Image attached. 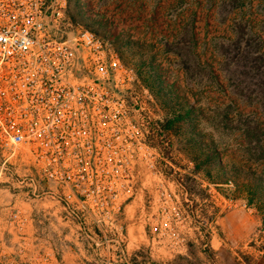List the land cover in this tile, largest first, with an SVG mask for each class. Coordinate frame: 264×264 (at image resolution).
<instances>
[{
    "label": "rangeland",
    "instance_id": "1",
    "mask_svg": "<svg viewBox=\"0 0 264 264\" xmlns=\"http://www.w3.org/2000/svg\"><path fill=\"white\" fill-rule=\"evenodd\" d=\"M250 3L244 18L263 39L261 57L247 33L232 30L239 9L230 10V0H67L65 32L98 35L134 69L135 92L150 97L144 114L158 177L143 175L121 249L95 247L62 219L57 227L40 204L33 214L55 226L13 231L11 240L30 236L61 264L73 251L80 258L117 253L113 264H264V198L249 204L240 190L252 176L264 178V0ZM174 113L183 119L160 136ZM23 172L0 168V224L14 208L21 224L29 210L15 183Z\"/></svg>",
    "mask_w": 264,
    "mask_h": 264
},
{
    "label": "built area",
    "instance_id": "2",
    "mask_svg": "<svg viewBox=\"0 0 264 264\" xmlns=\"http://www.w3.org/2000/svg\"><path fill=\"white\" fill-rule=\"evenodd\" d=\"M66 5L0 0V168H24L15 178L24 215L40 204L42 216L55 213L95 247L121 249L143 175L158 177L144 114L150 97L135 92L134 69L98 35L65 32ZM19 215L14 208L0 224V264H61L30 236L11 240L26 229Z\"/></svg>",
    "mask_w": 264,
    "mask_h": 264
},
{
    "label": "trees",
    "instance_id": "3",
    "mask_svg": "<svg viewBox=\"0 0 264 264\" xmlns=\"http://www.w3.org/2000/svg\"><path fill=\"white\" fill-rule=\"evenodd\" d=\"M225 1V0H224ZM230 2L232 3V6L230 8V10H234V9H239V13L235 14L233 19H232V30H235L237 33L238 31H243L245 33H247L248 36H250L252 38V40L256 43V47H257V55H259L260 57L263 55L262 53H259V49L260 46L263 44V39L260 37L259 34L257 33H253L252 32V28L250 27L247 19L244 18V13H246L247 10L250 9L251 7V0H230ZM244 7V9H243ZM66 12V10H65ZM263 26H264V22H263ZM264 28V27H263ZM262 28V29H263ZM73 33L71 32L70 35H72ZM224 39V38H222ZM226 40V38H225ZM227 41L231 42V39H228ZM183 118L180 115H177L174 113V115L172 114V117L170 119H168V121H166V123L164 125H162L160 127L161 131H160V136H164L166 131H169L171 128L173 129V127L175 126V124L182 120ZM252 179L254 180L253 183H243L240 186V190H243L244 192L247 193V199L249 196V204H251V200L253 197H257L258 199H262L264 198V178H262L261 176H252ZM209 248L206 249V251H208Z\"/></svg>",
    "mask_w": 264,
    "mask_h": 264
},
{
    "label": "crops",
    "instance_id": "4",
    "mask_svg": "<svg viewBox=\"0 0 264 264\" xmlns=\"http://www.w3.org/2000/svg\"><path fill=\"white\" fill-rule=\"evenodd\" d=\"M23 205H24V209H27L28 208V206L25 204V203H23ZM128 216H131V215H128ZM41 217L42 216H40V215H34V214H29L28 216H26V215H24V223H25V225H26V230L31 234L32 233V231H41L42 230V228H41V224H42V226H44V227H47V224H48V227L51 225L52 227H54L55 225H57V227H59V226H61V217H59V216H57V215H55V213L54 214H52L51 215V217H49V219H51V221H58L59 223H56L55 225L53 224V222L51 223V222H48L47 221V218L46 219H44L43 217V219L47 222H43L42 223V221H41ZM48 219V220H49ZM26 220V221H25ZM50 224V225H49ZM56 228V227H55ZM34 229V230H33ZM70 232H73V233H78V231H75V230H73V229H68ZM43 231V230H42ZM54 231H56L55 229H54ZM63 231H65V230H63ZM44 232V231H43ZM47 232H50V231H47ZM40 236H42V235H40ZM40 240H42L43 242H47V239L46 238H42V239H40ZM76 240H77V237H75L74 238V242H76ZM60 245V244H59ZM58 245V246H59ZM95 256L96 257H94V258H92V257H90V256H86V257H81V258H84V260L85 261H83L80 257H79V255L76 253V252H70V253H67V254H65V257L67 258V259H69V260H66V261H68L70 264H85L86 262V264H103V259H104V257H101V253L99 252V253H95ZM90 257V258H89ZM89 258V259H88ZM77 259H80L81 260V263H75V261L74 260H77ZM85 262V263H84Z\"/></svg>",
    "mask_w": 264,
    "mask_h": 264
}]
</instances>
